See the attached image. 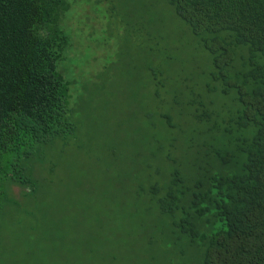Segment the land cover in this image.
I'll return each instance as SVG.
<instances>
[{
	"label": "trees",
	"instance_id": "trees-1",
	"mask_svg": "<svg viewBox=\"0 0 264 264\" xmlns=\"http://www.w3.org/2000/svg\"><path fill=\"white\" fill-rule=\"evenodd\" d=\"M165 1L210 58L206 91L232 108L193 88L169 98L154 73L153 146L136 192L166 222L168 250H193L197 264H264V0ZM69 8L0 0V195L11 183L22 197L42 193L79 150L80 94L59 71L72 57Z\"/></svg>",
	"mask_w": 264,
	"mask_h": 264
},
{
	"label": "rangeland",
	"instance_id": "rangeland-1",
	"mask_svg": "<svg viewBox=\"0 0 264 264\" xmlns=\"http://www.w3.org/2000/svg\"><path fill=\"white\" fill-rule=\"evenodd\" d=\"M67 1L72 57L59 71L80 94L79 150L42 193L11 183L0 195V264H197L195 251L166 248V222L136 190L153 146L154 73L169 98L193 88L232 108L206 91L210 58L165 0Z\"/></svg>",
	"mask_w": 264,
	"mask_h": 264
}]
</instances>
